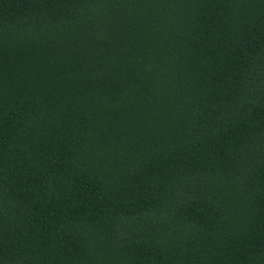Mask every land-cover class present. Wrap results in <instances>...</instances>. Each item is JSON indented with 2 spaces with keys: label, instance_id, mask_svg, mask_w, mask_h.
Returning a JSON list of instances; mask_svg holds the SVG:
<instances>
[{
  "label": "trees",
  "instance_id": "trees-1",
  "mask_svg": "<svg viewBox=\"0 0 264 264\" xmlns=\"http://www.w3.org/2000/svg\"><path fill=\"white\" fill-rule=\"evenodd\" d=\"M0 264H264V0H0Z\"/></svg>",
  "mask_w": 264,
  "mask_h": 264
}]
</instances>
